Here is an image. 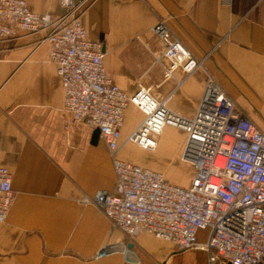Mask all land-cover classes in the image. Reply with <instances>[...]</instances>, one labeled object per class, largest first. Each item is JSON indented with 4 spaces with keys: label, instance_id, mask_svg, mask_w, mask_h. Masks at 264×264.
I'll list each match as a JSON object with an SVG mask.
<instances>
[{
    "label": "crops",
    "instance_id": "0c3cea01",
    "mask_svg": "<svg viewBox=\"0 0 264 264\" xmlns=\"http://www.w3.org/2000/svg\"><path fill=\"white\" fill-rule=\"evenodd\" d=\"M27 1L32 10L53 17L65 11L60 0ZM75 1L88 37L102 43L107 73L129 94L141 82L164 77L155 59L163 44L152 33L161 19L202 60L186 77L181 68L174 70L182 81L166 105L192 116L211 75L264 132V0ZM45 34L18 28L0 38V165L11 171L14 191L0 222V264H209L208 252L199 247L178 249L145 230L127 237L97 205L83 201L99 189L114 192L115 172L95 128L72 121L63 108L61 80ZM172 85V79H164L159 90ZM142 118L140 109L128 103L118 156L173 180L170 168H159L161 134L171 127L179 135L173 153L164 156L167 163L185 161L180 158L185 135L166 125L154 149L125 141ZM133 146L153 156L140 163L129 150ZM190 164L186 185L194 174ZM206 234L199 230L198 239L205 240ZM106 246L114 249L98 256Z\"/></svg>",
    "mask_w": 264,
    "mask_h": 264
},
{
    "label": "built area",
    "instance_id": "2783aa9c",
    "mask_svg": "<svg viewBox=\"0 0 264 264\" xmlns=\"http://www.w3.org/2000/svg\"><path fill=\"white\" fill-rule=\"evenodd\" d=\"M60 1L65 11L53 17L32 10L27 0H0V38L15 34L18 28L44 30L49 57L61 80L63 108L72 121L98 128L107 145L115 191L99 189L83 201L97 205L129 238L145 230L174 242L178 249H205L209 264H264L263 130L211 75L205 79L192 116L166 105V98L182 81L174 70L181 68L186 77L202 60L161 19L152 26V33L163 44L155 59L162 64L164 77L141 82L129 94L107 73L102 43L88 37L76 1ZM164 79H172L173 85L161 92ZM128 103L135 104L143 118L125 141L154 149L166 125L184 133L180 158L194 167L189 185L118 156ZM13 201L11 171L0 165V222ZM201 229L207 230L203 241L197 235ZM113 249L103 247L97 255Z\"/></svg>",
    "mask_w": 264,
    "mask_h": 264
},
{
    "label": "rangeland",
    "instance_id": "374dc122",
    "mask_svg": "<svg viewBox=\"0 0 264 264\" xmlns=\"http://www.w3.org/2000/svg\"><path fill=\"white\" fill-rule=\"evenodd\" d=\"M179 140L178 133L171 127H165L162 134H161V141L164 148L159 147V151L162 156L160 155L158 157L160 166L159 168L168 170L170 168V171L173 173L172 181H175L178 184L186 185V180L190 176L191 172V164L189 161H178L177 159L175 161H171L167 163V160L165 159L168 154L170 155L173 153L175 149V144ZM136 143V142H135ZM142 147V146H141ZM145 148V147H144ZM148 149V148H146ZM130 152L136 156V158L141 162H145V160H148L151 156H153L151 151L140 149L138 147H130ZM166 163V164H165ZM143 164V163H142Z\"/></svg>",
    "mask_w": 264,
    "mask_h": 264
},
{
    "label": "water",
    "instance_id": "95a60500",
    "mask_svg": "<svg viewBox=\"0 0 264 264\" xmlns=\"http://www.w3.org/2000/svg\"><path fill=\"white\" fill-rule=\"evenodd\" d=\"M99 135V130H98V128H95L94 129V136H98ZM129 246H131V243H129L128 245H127V247H129Z\"/></svg>",
    "mask_w": 264,
    "mask_h": 264
}]
</instances>
